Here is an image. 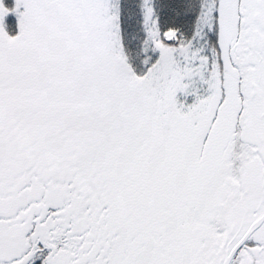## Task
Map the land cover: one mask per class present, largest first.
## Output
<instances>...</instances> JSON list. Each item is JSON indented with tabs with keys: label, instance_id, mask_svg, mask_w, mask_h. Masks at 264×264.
Listing matches in <instances>:
<instances>
[{
	"label": "snow or ice",
	"instance_id": "obj_1",
	"mask_svg": "<svg viewBox=\"0 0 264 264\" xmlns=\"http://www.w3.org/2000/svg\"><path fill=\"white\" fill-rule=\"evenodd\" d=\"M0 264H264V0H0Z\"/></svg>",
	"mask_w": 264,
	"mask_h": 264
}]
</instances>
